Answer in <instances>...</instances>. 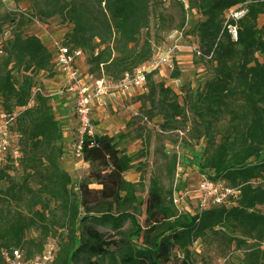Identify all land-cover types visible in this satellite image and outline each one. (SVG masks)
Listing matches in <instances>:
<instances>
[{
    "label": "trees",
    "instance_id": "obj_1",
    "mask_svg": "<svg viewBox=\"0 0 264 264\" xmlns=\"http://www.w3.org/2000/svg\"><path fill=\"white\" fill-rule=\"evenodd\" d=\"M185 1L182 10L189 7L202 17L189 33L211 62L212 77L182 104L171 87L153 81L155 71L147 75V92L134 98L140 104L136 119L144 124L138 138L147 131L145 119L160 118L162 131H185L204 141L202 152L185 161L206 177L239 188V198L231 206L182 212L157 179L149 180L147 191L143 182L128 181L134 158L120 149L116 137L100 134L84 142L90 175L76 194L62 166L64 127L51 97L34 95L41 77L57 74L52 51L23 30V16L8 13L0 17V35L10 31L0 59V107L17 113L13 131L20 159L17 166L0 168V184H6L0 187V264H5L4 251L34 258L58 236L54 264H195L194 246L209 237L244 249L246 264H264V0ZM152 4L30 0L40 22L58 19L71 28L63 45L83 51L91 73L116 82L154 56L149 41L138 44L150 24ZM233 9L247 11L227 24L237 27V41L226 27ZM184 26L183 21L178 30ZM188 113L194 127L182 128ZM16 169L20 179L11 175ZM144 193L146 199H139ZM32 230L39 233L38 241L28 238Z\"/></svg>",
    "mask_w": 264,
    "mask_h": 264
},
{
    "label": "rangeland",
    "instance_id": "obj_2",
    "mask_svg": "<svg viewBox=\"0 0 264 264\" xmlns=\"http://www.w3.org/2000/svg\"><path fill=\"white\" fill-rule=\"evenodd\" d=\"M8 7L0 5V17L10 13L9 9L25 10L31 12L30 0H14ZM181 3L185 0H153L152 15L150 24L144 29L138 38V44L141 47L145 41H149L153 49L154 56L166 51L171 44H177L179 47H196V38L190 35L192 28L202 19L201 15L194 9L186 7L181 9ZM21 16V15H20ZM185 22L184 29L178 30L180 24ZM260 23H264V17H261ZM6 29V28H5ZM71 28L63 24L58 19H52L43 23V27L33 25L31 21H23V30L29 35L39 37L47 48L52 51V41L60 40L61 37ZM0 35V44L6 41L10 33ZM191 49V48H190ZM261 61L264 59L260 58ZM80 72L88 70L86 60L77 65ZM87 69V70H86ZM212 64L201 53L178 52L172 59L170 66H164L155 71L153 81L163 82L171 87L180 97L182 104H185L187 95H194L196 91L203 88L204 84L212 77ZM177 74V79L171 76ZM48 78L41 77L39 84L45 94L52 88ZM60 91V89H58ZM58 91V92H59ZM56 92H51L55 94ZM49 94V95H51ZM135 94L117 95V101L113 104H105L101 113L93 112V124L98 129L100 135H109L116 137L120 149L124 150L129 156L134 158V169L125 174V178L130 182L144 183L146 191L149 188V180L155 178L165 194L172 193L173 200L183 201V209L189 212L198 210L199 184L204 175L200 169L194 165H188L185 159H190L196 153H201L205 148L204 141H198L186 133L183 143L178 147V136L175 133L166 131L160 134L154 125H159L162 120L157 118L152 124L145 126L147 131L144 137L141 135L140 128L144 127L143 122L138 118L140 113V104L135 101ZM56 101L53 106L56 109V116L60 119L65 133L75 132L76 121L64 107L67 101H59L61 96L51 97ZM189 108V103H186ZM136 113V114H134ZM99 114L100 117H99ZM188 121L185 126L194 127V120L190 113L187 114ZM224 126L222 121L218 128ZM17 136L13 135V142ZM18 140V138H17ZM68 138H65L64 144L67 145ZM62 166L69 172L76 167L75 159H66L62 161ZM20 169L11 171V175L20 179ZM207 176H210L207 175ZM264 187V180L261 181ZM0 187L5 188L6 184L1 183ZM147 193L139 194V199H146ZM233 203L227 205L231 206ZM29 239L39 240V233L32 230L28 233ZM56 241L62 239L61 236L55 237ZM46 241V240H45ZM44 241V242H45ZM195 259L197 263L208 264L216 259H225L228 264H246L244 260V249L229 247L223 240H216L213 237L199 240L194 246ZM75 264H82L77 262Z\"/></svg>",
    "mask_w": 264,
    "mask_h": 264
},
{
    "label": "built area",
    "instance_id": "obj_3",
    "mask_svg": "<svg viewBox=\"0 0 264 264\" xmlns=\"http://www.w3.org/2000/svg\"><path fill=\"white\" fill-rule=\"evenodd\" d=\"M14 0H0V5L8 7L13 4ZM9 12L18 16H23L25 19L32 22L33 25L43 27V23L36 19L32 12L25 10L9 9ZM245 10H231L226 15V27L233 41H237V27L228 25L230 20L239 21L245 15ZM68 26V25H67ZM68 32V31H67ZM66 32V33H67ZM7 32H5L6 34ZM66 33L60 40L52 41V54L55 64V71L64 75V81L59 96H64L67 99L68 111L76 121L75 132L69 134L68 143L65 149L63 161L66 159H75L76 167L69 173L72 178V189L78 194L80 185L89 178V164L84 159V142L88 137H93L97 134L96 127L93 124V112L95 107H103L107 98H113L117 95L135 94V97L147 92V75L164 67L170 66L173 57L180 51L177 44H171L163 53L153 56L149 63L136 68L132 73H127L123 78L116 82L105 75L97 77L89 70L84 73L80 72L77 65L80 61L87 59L85 53L79 49H71L63 45V39ZM10 33L7 35L6 41L9 39ZM0 44V59L3 56V46L6 43ZM43 42V41H42ZM197 42V41H196ZM190 52L201 54L199 44L192 47ZM44 94L42 87L34 90L35 94ZM48 96V95H47ZM17 113L7 114L0 107V168L6 165H18L20 153L17 147V138L13 142L14 125L16 122ZM147 125L153 122H148ZM160 134H165L159 127L154 125ZM178 136V147L183 142L186 135L185 131L172 132ZM16 135V133H15ZM17 136V135H16ZM199 199L198 210L206 211L213 207L227 206L234 203L241 195L239 188H232L223 181H214L206 176L202 177L199 184ZM175 206L182 212H189L183 209V201L174 199ZM56 238H49L44 245L41 255L34 258H27L26 254L20 250H10L3 252L5 264H54L58 252V242ZM203 264V263H195ZM208 264H228L225 259H216Z\"/></svg>",
    "mask_w": 264,
    "mask_h": 264
},
{
    "label": "crops",
    "instance_id": "obj_4",
    "mask_svg": "<svg viewBox=\"0 0 264 264\" xmlns=\"http://www.w3.org/2000/svg\"><path fill=\"white\" fill-rule=\"evenodd\" d=\"M192 47H184V46H180V51L179 52H190ZM84 61H80V63H83ZM88 67V66H87ZM87 70V69H86ZM89 70V68H88ZM50 83H51V87L50 89H48V96L50 97H54V96H59L58 95V89H60L62 87V84H63V81H64V75L62 73H57L53 78H48L47 79ZM51 92H56L55 94H51ZM51 94V95H49ZM117 96L116 97H113V98H107L105 100V104H113V102L117 101ZM59 101H67V99L64 97V96H61V99ZM56 101H54L53 99H51V104L55 105ZM64 107H68V103L66 105H64ZM102 107H99V106H96L95 107V112L98 114V113H101L102 112ZM136 114V113H134ZM101 114H99V117H100ZM100 127H96V131H97V134H106V133H99L98 129ZM69 132L65 133V138H68L69 137Z\"/></svg>",
    "mask_w": 264,
    "mask_h": 264
}]
</instances>
